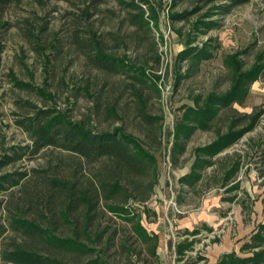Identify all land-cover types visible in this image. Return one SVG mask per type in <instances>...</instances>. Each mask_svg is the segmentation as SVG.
Returning <instances> with one entry per match:
<instances>
[{
	"label": "rangeland",
	"instance_id": "1",
	"mask_svg": "<svg viewBox=\"0 0 264 264\" xmlns=\"http://www.w3.org/2000/svg\"><path fill=\"white\" fill-rule=\"evenodd\" d=\"M103 56L115 69L98 65ZM256 116L251 131L216 153L217 141ZM70 123L121 131L133 151L155 157L152 198L132 202L128 215L158 235L155 256L104 202L93 226L103 239L85 243L94 253L54 245L76 228L55 183L91 188L111 162L61 147ZM48 136L58 143L46 145ZM24 219L45 233H30ZM184 219L198 223L179 229ZM261 224L264 0H12L0 14V264H18L10 255L19 246L66 263L138 264L137 255L144 264H212L207 256L225 236L230 254L245 259L261 250L243 249Z\"/></svg>",
	"mask_w": 264,
	"mask_h": 264
},
{
	"label": "trees",
	"instance_id": "2",
	"mask_svg": "<svg viewBox=\"0 0 264 264\" xmlns=\"http://www.w3.org/2000/svg\"><path fill=\"white\" fill-rule=\"evenodd\" d=\"M42 1V0H37ZM215 1V0H211ZM235 4H243L248 0H231ZM12 0H0V14H3ZM98 65L104 69H115L108 59L103 57L97 58ZM238 91V85L232 89V93L220 98L221 101H228L235 97ZM223 103V104H224ZM259 116L254 117V123L241 130L232 131L230 134L223 136L217 141L213 148H217L216 153H220L234 141L226 143V140L235 139L239 140L255 127V123L259 120ZM69 127L63 130L64 142L61 147L64 149L77 153L87 160H95L102 157L110 158L109 166L101 174L99 183H91V188L86 187L79 183H69L66 181H57L55 187L62 185L67 191L65 206L66 217H74L75 230L72 231V235L68 237L55 236V244L59 249L71 253H94V250L88 247L85 243L92 242L96 245V242H100L103 239L104 232H96L93 227L98 216V211L101 202H104V209H107L109 213L124 217L125 220L130 222L133 226L135 236L142 243L151 247V253L155 256L159 243V237L156 234H148V232L142 227L139 216H128L129 206L132 202L135 204L145 205L152 198L155 184L158 182V168L156 165V159L145 150L141 149L144 154L133 151L130 146L124 142L118 133H96L87 129L82 124H68ZM44 131V130H43ZM49 131V130H48ZM60 133V132H59ZM46 145H55L56 138H43ZM134 142V141H133ZM135 143V142H134ZM207 151V150H202ZM237 168V167H236ZM236 168L232 171L231 178L236 172ZM150 179L149 184H145L144 180ZM145 180V181H146ZM57 193L54 197L57 198ZM56 203V199H51L49 203ZM57 209V206L55 207ZM24 225L28 228V231L38 232L44 230L39 228L33 221L22 220ZM58 222L55 221V227L58 230ZM55 229V230H56ZM56 230V231H57ZM86 237V240H85ZM95 239V240H94ZM253 242L244 246L243 249H261L255 252L252 257L240 259L234 258V254H229L226 259H233L231 264H264V224L259 226L258 232L252 238ZM85 249V250H84ZM11 260H14L18 264H102L99 257L95 259H89L86 262L66 263L58 258L42 257L38 253L17 247L10 255ZM138 264L146 263L140 256L136 255ZM226 259L220 262V264H227ZM133 261V260H132ZM134 262V261H133Z\"/></svg>",
	"mask_w": 264,
	"mask_h": 264
},
{
	"label": "crops",
	"instance_id": "3",
	"mask_svg": "<svg viewBox=\"0 0 264 264\" xmlns=\"http://www.w3.org/2000/svg\"><path fill=\"white\" fill-rule=\"evenodd\" d=\"M185 182H186V180H185ZM168 207H169V205H168ZM261 209H263V208H261L260 205H259V206H257L255 212L256 213H260V212H262ZM243 210H244V208L240 209V213H239L240 219L242 221L241 220H238V221L242 222V225L244 227L243 217H242ZM237 219H239V218H237ZM189 221L187 219L181 220L180 221L181 222L180 223L181 226L179 227V229H189L190 227H192V229H193L194 228V225H197L196 223H198V220L197 219H195V220H189ZM193 221H195V222H193ZM205 221H207V220H205ZM160 228H161L160 225L155 224L154 227H153V231L155 233L159 234L158 233V230ZM164 242H166V241H164ZM237 244L242 245V242H240V241L238 242L237 241ZM233 248H234V245L232 244L230 238L228 236H225V238L223 240V243L220 246L218 245L215 249H213L207 257L211 258L212 264H216L218 262V260L220 259L221 255L232 253Z\"/></svg>",
	"mask_w": 264,
	"mask_h": 264
},
{
	"label": "built area",
	"instance_id": "4",
	"mask_svg": "<svg viewBox=\"0 0 264 264\" xmlns=\"http://www.w3.org/2000/svg\"><path fill=\"white\" fill-rule=\"evenodd\" d=\"M173 207H177V206H176V203H174V206H173ZM178 212H179V211H178ZM160 250H161V249H160Z\"/></svg>",
	"mask_w": 264,
	"mask_h": 264
}]
</instances>
